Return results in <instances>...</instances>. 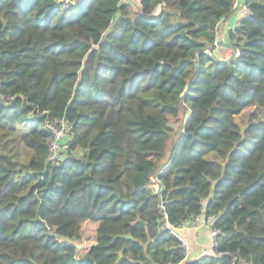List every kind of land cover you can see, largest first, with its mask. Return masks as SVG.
<instances>
[{"label":"trees","instance_id":"16d2710c","mask_svg":"<svg viewBox=\"0 0 264 264\" xmlns=\"http://www.w3.org/2000/svg\"><path fill=\"white\" fill-rule=\"evenodd\" d=\"M136 1L0 0V264H264V0Z\"/></svg>","mask_w":264,"mask_h":264},{"label":"built area","instance_id":"2783aa9c","mask_svg":"<svg viewBox=\"0 0 264 264\" xmlns=\"http://www.w3.org/2000/svg\"><path fill=\"white\" fill-rule=\"evenodd\" d=\"M232 10H233L232 14H235L237 16V20L238 21L241 20L242 18H244L247 15V8L245 6V3H244V5L240 6L239 0H233ZM222 23L220 24V26L218 28L217 40L214 43L215 52H218V48H220V46H221V41L219 39V30L221 28ZM45 128L48 131H50V133H51V139H50V141L48 143V157H49V160L52 161V162H57L60 159V154H61V151H62V149L64 147V146L61 147V143L63 141H65L69 137L72 125L65 118H61V119H53L51 121L47 120L45 122ZM199 218L200 217L195 218L194 221H198ZM203 220H204V223L208 227V229L210 231V234H211V250H210V252H204L203 256H205V255H213L214 254V250L217 247L216 237H217L219 232H218V230H215L212 227V224H213V222L215 220L214 218H212V217L205 218L204 217ZM173 235L179 240L180 246L183 249V253H184L183 262L184 261H188L189 260V253H190V248H189L188 243L185 242L182 238L178 237V235L176 234L175 231H173ZM183 262L181 264H183Z\"/></svg>","mask_w":264,"mask_h":264},{"label":"crops","instance_id":"0c3cea01","mask_svg":"<svg viewBox=\"0 0 264 264\" xmlns=\"http://www.w3.org/2000/svg\"><path fill=\"white\" fill-rule=\"evenodd\" d=\"M244 3L245 0H239L240 6L244 5ZM237 24L238 20L235 14H232L231 17L227 18L222 23L219 37L221 41L219 56H221L224 51L230 54V48L224 47L225 45H229L226 32L237 26ZM203 219L204 217L200 216L198 221L186 223L175 230L178 237L182 238L189 245V260L200 258L203 256L204 252H210L211 250V234Z\"/></svg>","mask_w":264,"mask_h":264},{"label":"rangeland","instance_id":"374dc122","mask_svg":"<svg viewBox=\"0 0 264 264\" xmlns=\"http://www.w3.org/2000/svg\"><path fill=\"white\" fill-rule=\"evenodd\" d=\"M124 1L130 2L131 5H133V6H135L137 4L136 0H124ZM219 37H220V30H219ZM218 53H219V50H218V52H216V54H218ZM228 54H229V52L224 51L221 54V57H227ZM251 112H252V110H247V111H244L240 115L237 116V122L242 129H244L246 127L247 118ZM171 125L173 126L174 124H171ZM177 127H179V125H177ZM173 128H176V125H174ZM94 225L95 224H89V223L85 224L84 232L82 233V236H83L82 243H81V246L79 245L80 247L86 248L90 244V241L94 236V231H93Z\"/></svg>","mask_w":264,"mask_h":264},{"label":"water","instance_id":"95a60500","mask_svg":"<svg viewBox=\"0 0 264 264\" xmlns=\"http://www.w3.org/2000/svg\"><path fill=\"white\" fill-rule=\"evenodd\" d=\"M226 46V45H225ZM233 54L228 58V59H226V60H224V61H222V62H225V61H227V60H230V59H232L233 57H234V55H235V50L233 49ZM217 62H221V61H219V60H216ZM171 125V124H170ZM172 126V125H171ZM173 127V126H172ZM56 238H59L58 236H56ZM121 260V259H120ZM119 263V261L116 263V264H118Z\"/></svg>","mask_w":264,"mask_h":264}]
</instances>
